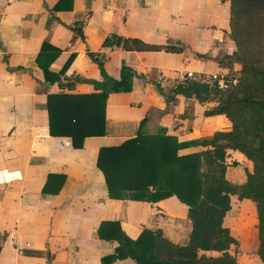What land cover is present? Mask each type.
<instances>
[{
    "label": "crops",
    "instance_id": "crops-1",
    "mask_svg": "<svg viewBox=\"0 0 264 264\" xmlns=\"http://www.w3.org/2000/svg\"><path fill=\"white\" fill-rule=\"evenodd\" d=\"M229 7V0H0V171L20 176L0 184V264H136L116 258V224L132 242L160 230L171 243L186 244V205L175 196L110 198L109 190L118 193L110 180L117 160L107 156L122 155V145L138 138L190 143L231 129L222 115L204 116L215 103L181 96L167 103L155 88L173 90L185 72L239 70L219 64L235 51ZM112 36L148 50L105 46ZM168 45L183 51L152 50ZM53 55L49 71L61 82L47 87L37 59L45 64ZM98 61L114 80L122 65L133 70L131 91L90 99L100 93L92 84L102 81ZM103 149L112 151L101 168ZM204 150L190 146L178 156ZM226 163L234 184L252 171L238 152L228 151Z\"/></svg>",
    "mask_w": 264,
    "mask_h": 264
},
{
    "label": "trees",
    "instance_id": "trees-1",
    "mask_svg": "<svg viewBox=\"0 0 264 264\" xmlns=\"http://www.w3.org/2000/svg\"><path fill=\"white\" fill-rule=\"evenodd\" d=\"M229 38L235 51L224 56L220 65H238L237 72L229 73L227 79H236L225 92L206 84L189 81L165 93L156 86L158 93L167 103L177 96L196 100L200 104L215 103L216 106L204 113L205 117L224 116L231 124L226 132H215L210 138L179 144L175 138H138L122 145V155L109 154L116 159L112 168L117 192L109 190L112 199H132L155 202L175 196L187 207V220L191 231L185 245L171 243L160 230H145L136 242H132L114 225L118 233L116 258H130L136 264H239L231 249L238 247L229 228L224 225L227 214L232 210L231 198L249 201L255 207L257 246L255 255L264 264V0H229ZM78 25V24H77ZM77 35L80 30L73 28ZM105 46L121 47L123 50L139 48L148 50L138 41H128L112 36ZM139 46V47H138ZM153 51L181 53L177 46H160ZM55 56H49L42 64L47 87L60 84L58 75L49 71ZM100 83H92L98 96L90 99L105 100L111 94L131 91L132 80L138 77L129 67L122 65L119 80L109 78L101 61H98ZM75 78L74 82H80ZM74 83L69 85L73 87ZM84 99V98H80ZM50 100V96H49ZM52 108L49 104V114ZM200 146L204 151L188 156H178L177 149ZM111 149L100 152L99 161ZM228 151L238 152L252 164V171H245L243 184L227 180ZM232 163L231 167H237ZM207 252L218 256H206ZM115 258V259H116Z\"/></svg>",
    "mask_w": 264,
    "mask_h": 264
},
{
    "label": "rangeland",
    "instance_id": "rangeland-1",
    "mask_svg": "<svg viewBox=\"0 0 264 264\" xmlns=\"http://www.w3.org/2000/svg\"><path fill=\"white\" fill-rule=\"evenodd\" d=\"M187 142L188 140L186 139L178 141L179 144ZM189 148V146L179 148L176 153ZM256 224L254 205L249 201H237L234 199L233 209L228 214L225 225L238 242V247L232 248L231 252L235 255L239 264H261L255 257L257 246Z\"/></svg>",
    "mask_w": 264,
    "mask_h": 264
},
{
    "label": "built area",
    "instance_id": "built-area-1",
    "mask_svg": "<svg viewBox=\"0 0 264 264\" xmlns=\"http://www.w3.org/2000/svg\"><path fill=\"white\" fill-rule=\"evenodd\" d=\"M161 81V79H158ZM192 81L195 83L206 84L208 86L216 88L220 92H225L230 85L236 83V79L233 78L231 81L227 79V75L219 73L210 74L208 76H199L193 72H185L178 80L177 85L184 86L187 82ZM20 179L18 172L9 173L7 171H0V184L10 183Z\"/></svg>",
    "mask_w": 264,
    "mask_h": 264
}]
</instances>
